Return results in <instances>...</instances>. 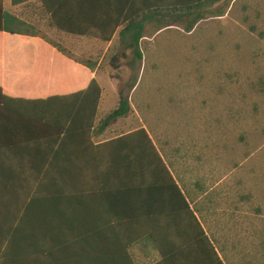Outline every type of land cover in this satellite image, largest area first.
Segmentation results:
<instances>
[{"label": "crops", "instance_id": "0c3cea01", "mask_svg": "<svg viewBox=\"0 0 264 264\" xmlns=\"http://www.w3.org/2000/svg\"><path fill=\"white\" fill-rule=\"evenodd\" d=\"M167 1L52 0L56 16L83 18L70 23L85 32L95 31L94 21L103 28V18L130 16L135 22L147 14L143 9ZM2 2L10 14L21 7ZM40 6L32 1L24 17L36 22L39 32L59 34L49 28ZM154 25L144 23L143 33L147 26L156 32ZM125 27L118 25L109 43L76 38L105 45V55ZM68 55L41 38L0 32L1 223L6 241L36 245L6 248L0 263L264 264V249L253 256L247 249L227 251L206 232L212 251L200 234L191 232L188 211L193 209L202 222L203 208L198 187L189 184L190 172H174L140 118L99 125L118 107L120 95L132 111L134 90L101 87L99 63L90 70ZM93 79L101 87L95 123L90 131L84 122L60 132L65 107ZM83 95L89 99L77 100L92 103L94 94ZM140 129L163 166L143 137L129 136Z\"/></svg>", "mask_w": 264, "mask_h": 264}, {"label": "rangeland", "instance_id": "374dc122", "mask_svg": "<svg viewBox=\"0 0 264 264\" xmlns=\"http://www.w3.org/2000/svg\"><path fill=\"white\" fill-rule=\"evenodd\" d=\"M27 8L14 15L26 18ZM220 13L224 16L212 17ZM205 18L191 33L184 30L187 18L157 34L147 26L142 60L133 68L131 52L118 39L104 55L105 45L94 40L40 35L76 60L99 63L103 88L128 89L138 79L129 118L142 120L174 172H190L189 184L202 195L198 205L207 232L220 248L260 255L264 0H222Z\"/></svg>", "mask_w": 264, "mask_h": 264}, {"label": "trees", "instance_id": "16d2710c", "mask_svg": "<svg viewBox=\"0 0 264 264\" xmlns=\"http://www.w3.org/2000/svg\"><path fill=\"white\" fill-rule=\"evenodd\" d=\"M10 6H24L28 7L31 5L32 1L34 0H9ZM41 4V8L43 9L44 13L47 16V24L49 28L56 29L63 33L64 35L74 36V37H87V38H94L102 43H109L112 40L113 33H115V29L118 25H124L125 28L119 34V42L120 45L123 46V49L126 51H130L132 55V61L130 63L131 68L134 67L136 61L142 60V53L140 52V43L143 38V29L144 23L146 22H155L154 27L156 28V33L163 31L166 28L174 26L175 23L182 21L183 19L187 18L189 22L185 27V31L187 33H191L193 29L200 23L201 21L205 20V15L207 9L216 5L222 0H170L167 2H158L156 7L151 9L146 8L142 10L144 14L141 18H136L135 22L132 17L125 16L122 17H109L103 18V28L100 25V22L94 23V30L90 32H85L79 30V25H72L70 23L71 20H84L83 18H65L60 19L56 16V12L54 11V3L52 0H36ZM145 11V12H143ZM212 16V15H211ZM224 14H218L217 16L212 17H223ZM93 20V19H92ZM95 20V19H94ZM80 23V22H78ZM108 23V24H105ZM102 29V30H101ZM104 29V30H103ZM108 30V31H107ZM0 32H5L9 35H19V36H28V37H38L44 40L45 42L49 43L53 46L58 52L61 54H65L66 52L56 43L47 40L45 37H41L39 30L37 29V24H31V21L26 17L23 18L18 15L10 14V12H6L3 8V2L0 0ZM68 55V53H67ZM69 56V55H68ZM122 57H125L123 54ZM75 61L90 70H93L97 65V62H90L86 60H76ZM114 62L116 59L113 60ZM138 79L135 78L134 83L129 86L127 90H134L136 84L138 83ZM86 91L80 92L78 95H75V101L71 102L67 105L66 111H63L62 117L60 118V126L62 127L59 131L60 132H70L73 131L74 126L76 124L88 122V131H90L91 127L96 121V114H97V106H98V99L100 96V85L93 79L85 86ZM92 93L91 95L92 103H84L82 101H78L77 99H89L88 94ZM1 96V95H0ZM131 114V108L127 101V98H124L120 95V101L118 107L115 108L104 120L100 122V127H106L110 123L117 121L118 119H122L128 117ZM88 116V117H85ZM59 132V133H60ZM141 136L143 137L152 152L155 154L158 161L162 164L161 158L159 157L155 147L153 146L151 140L146 135V131L143 129L137 130L134 134H130L129 136ZM165 168V167H164ZM184 201V199L182 198ZM185 203V201H184ZM187 208V205H186ZM189 216L191 220V232L200 234L204 240L209 245L210 249L213 251V246L209 242V238L206 237L205 233L207 232L200 217L195 216L194 210H189ZM16 231V230H15ZM7 230L4 223H1V216H0V252L5 250L6 248H11L14 250L21 249L22 247H36L34 242H28L22 245V242L19 239H14L12 241H6ZM213 242V241H212ZM32 244V245H31ZM216 260L219 262V258L215 254ZM4 253H0V259L4 261ZM166 258L163 256V262ZM217 262V263H218ZM220 263V262H219ZM2 264V263H0ZM162 264V263H161ZM221 264V263H220Z\"/></svg>", "mask_w": 264, "mask_h": 264}]
</instances>
